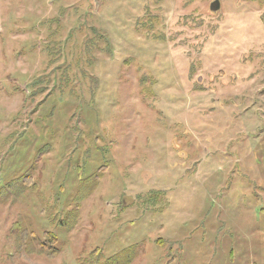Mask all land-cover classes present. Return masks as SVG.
I'll return each mask as SVG.
<instances>
[{"label":"rangeland","instance_id":"1","mask_svg":"<svg viewBox=\"0 0 264 264\" xmlns=\"http://www.w3.org/2000/svg\"><path fill=\"white\" fill-rule=\"evenodd\" d=\"M0 0V264H264V0Z\"/></svg>","mask_w":264,"mask_h":264},{"label":"water","instance_id":"2","mask_svg":"<svg viewBox=\"0 0 264 264\" xmlns=\"http://www.w3.org/2000/svg\"><path fill=\"white\" fill-rule=\"evenodd\" d=\"M220 8H221V2L219 0L214 1L210 7L211 11L213 12L219 11Z\"/></svg>","mask_w":264,"mask_h":264}]
</instances>
